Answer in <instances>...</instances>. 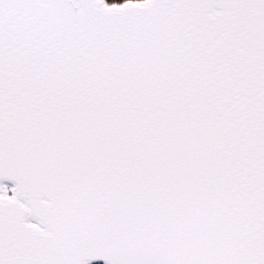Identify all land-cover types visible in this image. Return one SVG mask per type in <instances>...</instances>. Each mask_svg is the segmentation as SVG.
Listing matches in <instances>:
<instances>
[{"label":"snow or ice","instance_id":"obj_1","mask_svg":"<svg viewBox=\"0 0 264 264\" xmlns=\"http://www.w3.org/2000/svg\"><path fill=\"white\" fill-rule=\"evenodd\" d=\"M0 264H264V0H0Z\"/></svg>","mask_w":264,"mask_h":264}]
</instances>
